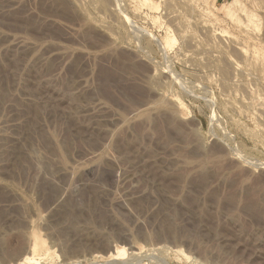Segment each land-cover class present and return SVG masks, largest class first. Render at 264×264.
<instances>
[{
  "label": "rangeland",
  "instance_id": "1",
  "mask_svg": "<svg viewBox=\"0 0 264 264\" xmlns=\"http://www.w3.org/2000/svg\"><path fill=\"white\" fill-rule=\"evenodd\" d=\"M25 254L264 264V0H0V264Z\"/></svg>",
  "mask_w": 264,
  "mask_h": 264
},
{
  "label": "bare ground",
  "instance_id": "2",
  "mask_svg": "<svg viewBox=\"0 0 264 264\" xmlns=\"http://www.w3.org/2000/svg\"><path fill=\"white\" fill-rule=\"evenodd\" d=\"M134 25V24H133ZM144 31V30H143ZM137 32H138V30H137ZM167 33H168V35H171L172 34V30L170 29V28H168L167 29ZM136 35V34H135ZM155 37V36H154ZM157 40V39H156ZM158 41V43H161L160 45H162V46H164V47H166L167 45H169V40L168 41H166V43H164L163 44V42H159V40H157ZM163 47V48H164ZM160 48H161V46H160ZM260 164H262V163H260ZM257 165H259V164H257ZM33 246V245H32ZM35 247H36V245H34V249H35ZM32 248V247H31ZM117 252V251H116ZM124 255H125V249L124 250H122V251H118L117 252V255H116V257H123L124 258ZM119 260V259H118ZM36 262V258L33 256V255H31V254H25L22 258H21V260H20V262H19V264H28V263H31V262ZM115 261V260H114Z\"/></svg>",
  "mask_w": 264,
  "mask_h": 264
}]
</instances>
